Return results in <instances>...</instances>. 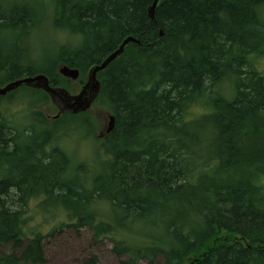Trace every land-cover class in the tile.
<instances>
[{
  "label": "trees",
  "instance_id": "trees-1",
  "mask_svg": "<svg viewBox=\"0 0 264 264\" xmlns=\"http://www.w3.org/2000/svg\"><path fill=\"white\" fill-rule=\"evenodd\" d=\"M153 1L48 0L52 28L79 39L48 62L27 53L44 5L0 1V85L42 73L78 90L126 36L139 41L97 73L92 105L115 124L89 180L51 144L66 119L86 122L88 111L50 120L39 107L55 108L40 89L0 96V106L26 101L31 121L18 126L0 110V247L9 249L0 264L45 261V235L24 231L33 199L63 212L52 231L87 227L128 264L158 255L162 264H264V138L251 142L249 133L264 131V74L252 62L264 55V0H159L151 19ZM59 63L78 69V84ZM130 230L144 239L127 240Z\"/></svg>",
  "mask_w": 264,
  "mask_h": 264
},
{
  "label": "rangeland",
  "instance_id": "rangeland-1",
  "mask_svg": "<svg viewBox=\"0 0 264 264\" xmlns=\"http://www.w3.org/2000/svg\"><path fill=\"white\" fill-rule=\"evenodd\" d=\"M11 1V0H0ZM28 1V0H25ZM42 3L43 10L38 13V24L34 25L28 38L27 53L29 59L33 61L44 59L49 61L54 57V54L61 46L73 48L79 43L77 36H70L69 33H64L62 30H54L50 24L53 18L51 5L46 6L48 0H38ZM30 60V62H31ZM255 67L264 74V55L254 58L252 61ZM62 65L59 63L57 66ZM58 70V68H57ZM65 78V77H64ZM80 74L77 79L71 80L74 85L78 84ZM67 79V78H66ZM85 81V80H84ZM84 83V82H83ZM82 85V84H81ZM63 87V86H62ZM65 88V87H64ZM67 89V88H66ZM69 92H77L74 89H67ZM14 97L20 93L16 91ZM44 114L52 120V116L56 113V109H52L49 104L40 106ZM195 108H189L190 113ZM1 112L7 118L13 121L18 126H27L31 124L30 119H27L29 107L26 101L15 100L12 103L3 102L0 106ZM88 111L87 121L83 122L81 118H69L58 127V131L53 137L51 144L58 145L71 158L73 165L78 166L76 171L79 177H89L94 172L101 170L100 160L103 159L100 148L101 139L104 137L105 127L107 125V110L97 104L91 105ZM28 120V121H27ZM83 123L90 124L85 127ZM253 135L251 142H261L264 138V131L257 129L256 132H249ZM99 134L103 136H99ZM97 136L99 138H97ZM248 141V140H247ZM48 148V147H47ZM77 168V167H76ZM37 199L29 202L27 212V224L25 233L27 238L31 232L38 231L42 233L44 239L42 241L45 261L40 264H128V255H117L113 251V242L108 237L96 238L91 229L81 227L77 230L71 226H63L60 229L52 231L58 226L59 222L65 220V216L61 211H42L37 208ZM106 205L99 204L98 210L107 217ZM150 230V229H149ZM128 238L127 240L136 243L144 239L142 233L137 231H122ZM9 250L8 248L0 251ZM147 259L138 260L137 264H146ZM155 264H162L160 255L154 258Z\"/></svg>",
  "mask_w": 264,
  "mask_h": 264
},
{
  "label": "water",
  "instance_id": "water-1",
  "mask_svg": "<svg viewBox=\"0 0 264 264\" xmlns=\"http://www.w3.org/2000/svg\"><path fill=\"white\" fill-rule=\"evenodd\" d=\"M158 1L159 0H154L148 8V14L151 19L154 17V10ZM130 42L139 43L138 39L135 37L131 35L126 36L117 49L110 52L100 63L93 64L88 69L85 81L77 92L71 93L62 86H52L46 75L38 73L32 76L20 77L0 85V96L20 86H26L40 89L47 94L51 104L56 109V113L52 116L53 119L59 118L60 115L65 112L76 114L87 111L96 99L100 89V81L97 78V73L104 70L110 62L120 56L124 50V46ZM58 72L63 77L71 80H75L79 76L78 69L70 68L65 64L58 67ZM107 118L108 121L103 135L110 133L115 124V117L113 114L109 113ZM103 135L99 134V136Z\"/></svg>",
  "mask_w": 264,
  "mask_h": 264
},
{
  "label": "flooded vegetation",
  "instance_id": "flooded-vegetation-1",
  "mask_svg": "<svg viewBox=\"0 0 264 264\" xmlns=\"http://www.w3.org/2000/svg\"><path fill=\"white\" fill-rule=\"evenodd\" d=\"M82 84H83V83H82ZM81 86H82V85H80V87H81ZM80 87H79V89H80ZM79 89H78V90H79ZM76 91H77V90H76Z\"/></svg>",
  "mask_w": 264,
  "mask_h": 264
},
{
  "label": "bare ground",
  "instance_id": "bare-ground-1",
  "mask_svg": "<svg viewBox=\"0 0 264 264\" xmlns=\"http://www.w3.org/2000/svg\"><path fill=\"white\" fill-rule=\"evenodd\" d=\"M148 8H149V7H148ZM148 15H149V14H148ZM122 41H123V40H122ZM122 41H121V42H122ZM120 44H121V43H120ZM120 44H119V45H120ZM124 47H125V46H124Z\"/></svg>",
  "mask_w": 264,
  "mask_h": 264
}]
</instances>
